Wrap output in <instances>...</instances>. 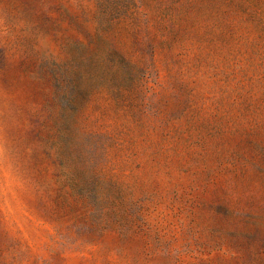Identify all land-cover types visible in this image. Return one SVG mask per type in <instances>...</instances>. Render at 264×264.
<instances>
[{
    "label": "rangeland",
    "instance_id": "1",
    "mask_svg": "<svg viewBox=\"0 0 264 264\" xmlns=\"http://www.w3.org/2000/svg\"><path fill=\"white\" fill-rule=\"evenodd\" d=\"M0 264H264V0H0Z\"/></svg>",
    "mask_w": 264,
    "mask_h": 264
}]
</instances>
